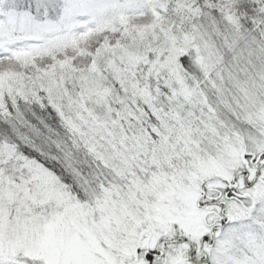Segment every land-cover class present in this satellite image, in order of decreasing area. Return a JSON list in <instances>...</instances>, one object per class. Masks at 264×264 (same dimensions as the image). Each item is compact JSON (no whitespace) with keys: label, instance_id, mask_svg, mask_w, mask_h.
I'll list each match as a JSON object with an SVG mask.
<instances>
[{"label":"snow or ice","instance_id":"snow-or-ice-1","mask_svg":"<svg viewBox=\"0 0 264 264\" xmlns=\"http://www.w3.org/2000/svg\"><path fill=\"white\" fill-rule=\"evenodd\" d=\"M0 264H264V0H0Z\"/></svg>","mask_w":264,"mask_h":264}]
</instances>
